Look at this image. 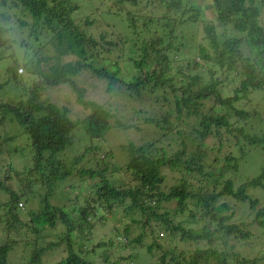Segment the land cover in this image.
Here are the masks:
<instances>
[{"label":"trees","instance_id":"obj_1","mask_svg":"<svg viewBox=\"0 0 264 264\" xmlns=\"http://www.w3.org/2000/svg\"><path fill=\"white\" fill-rule=\"evenodd\" d=\"M106 1L89 0L85 15L84 0H0V64L8 63L0 79V264L24 229L35 234L25 242L33 246L28 264H44L59 246L67 254L55 264H94L91 253L131 263L141 249L152 254L146 264L259 263L264 241L255 256L244 246L264 235V0H211L217 22L193 0H117L97 19L111 25L106 16L119 15L129 30L97 35L88 26ZM195 24L196 36L185 33ZM20 68L31 73L27 82ZM84 70L105 80L109 96L124 91L151 108L143 122L150 136L118 143L120 163L94 142L112 127L140 130L141 121L127 125L106 102L87 100ZM11 83L15 95L3 98ZM64 83L92 108L81 120L92 141L65 163L54 155L72 145L77 124L68 106L43 95ZM253 151L262 152L259 170L238 183ZM75 173L93 181L88 195H76L73 209L51 204ZM34 184L46 193L29 223L22 207ZM99 221L112 223L111 235L93 241ZM58 224L57 239L42 243L41 227Z\"/></svg>","mask_w":264,"mask_h":264},{"label":"rangeland","instance_id":"obj_2","mask_svg":"<svg viewBox=\"0 0 264 264\" xmlns=\"http://www.w3.org/2000/svg\"><path fill=\"white\" fill-rule=\"evenodd\" d=\"M99 0H94L95 3H97ZM86 6H82V10L79 11V13L88 15L91 14L92 10H89L88 8H91V4L89 3V0H84ZM193 2L201 7L202 12V18L206 20H210L212 22H217V16L215 12L213 11L211 7V0H193ZM112 4L121 5L117 2V0H107L106 4H101L100 9L98 13L96 14V21L88 26V31L90 32H95L97 35H99L101 32H108V33H124L125 31L129 30L128 24H125L124 21L122 20L119 15H113V14H108L106 18L109 20V23L111 25H107L106 23H102V21H99L97 19V16H99V13H104L107 10V7L109 8ZM115 7V6H114ZM124 11H126V6H124ZM118 16V17H117ZM198 25H191L190 27L186 28L185 33H190V36L192 34H195L198 32L197 30ZM182 32V29L180 30ZM217 31L221 32L222 27L220 26L219 22L217 23ZM48 47H45L43 51L47 53H51V47L50 45H47ZM53 50V49H52ZM7 62H3V65L0 64V79L5 78V74H2L4 72V67L7 66ZM4 66V67H3ZM129 67V65H127ZM84 70L82 74L79 75V80L82 86L87 88V93H86V99L87 100H94L97 102H106L107 106L111 108V110L116 113V116L123 121L125 124H136L140 123L141 124L139 127L141 128L136 129V128H130V129H125L124 127L117 128V127H112L106 134H105V140L104 141H98L95 140L94 143H98L103 150H107L109 148H113L116 152L117 159H115L113 162L119 161L122 162L123 157L122 154L120 153V150L117 149L118 143H124V141H128L130 139H133L135 141H143L144 138H146L150 134H146L147 128L144 126L143 122L146 116L149 115L151 112V108L149 104L140 102V101H135L127 97V95L124 93V91H118L116 94H113L112 96H109L108 94L105 93V86L106 82L105 80H98L97 78H93L89 76L90 74L89 71ZM20 73H24L23 75L20 76V80L27 82L28 79L32 77L31 73H28L22 68L19 69ZM14 87L13 84L11 83L10 86L7 88V93L3 89L1 91L2 97H6L7 95H12L14 96ZM74 90L71 88V86L67 83L61 84L59 86L55 87H49L44 91L43 95L48 96L51 98V100L59 101L60 104L66 105L70 108V117L75 120L76 122V128L74 131L73 135V142L70 147H68L65 151L57 153L54 155V157L57 160H61L63 163L71 161V159L77 155L80 154L86 145H89L91 143L90 136L88 132L86 131V128L84 125L81 123V120L85 118L91 111V107H87L77 101V94L73 92ZM17 94V93H16ZM141 109L146 110L145 112L139 113ZM139 113V114H138ZM14 129L15 131L20 130V127L18 125H12L8 129L11 130ZM26 137V138H25ZM21 139L27 140L26 135H22L20 137ZM26 146V152L29 151V146ZM250 162L253 163L252 165H246L242 166V169L236 176V181L238 183L240 178L244 179L248 175H254L255 173L258 172L259 170V164L261 163L262 160V152L256 153L255 151L252 152L250 158ZM22 162V161H21ZM246 164V163H243ZM120 175L118 173L113 174V178L115 180H119ZM93 181L88 179H81L80 176L77 175V173L73 174L69 178H65L56 187L55 191L53 192V195L50 196V201L51 204L65 207L67 206L70 209L72 208V205L75 204L76 200H74L76 195H80L81 199L84 195H88V192L90 191L91 183ZM33 193L28 197L29 201L24 203V207L22 209L24 212L22 213V217L26 222L31 223L32 220L29 216V211L30 210H36L40 206V200L42 199V196L45 195L46 191L44 188L41 186L33 185ZM257 193V192H255ZM261 193V192H259ZM259 193L257 195H259ZM7 194L4 193L0 189V199H6ZM112 221L115 223L117 220L116 219H121L120 215L117 216H112ZM96 230L93 232V241H97V238L99 237H105L106 239L109 238L111 235V229H112V223L109 221H99L96 222ZM63 227L62 224H58V226L52 230L48 229V225H43L41 229L45 231V236L44 239L41 240L42 243L44 242H50L53 240L57 239L56 234L60 233V228ZM64 228V227H63ZM259 237H257V240L253 245H247L244 246V250H248L249 252L251 251L252 256H255L258 253V250L260 247L262 248L263 246V241H264V235L259 232L258 233ZM2 236V232L0 231V237ZM35 238V234L27 232L25 229L21 231V236L20 240L22 241L14 251H12L9 259L8 264H28L30 262V256L32 252V247L31 245H25V242H29L30 240L33 241ZM76 241H78V238H76ZM146 241L150 243V238H146ZM65 244L63 245L64 248ZM124 252V251H123ZM134 252L137 253V256L133 261L130 263L129 260H124L123 264H146L152 259V254L148 252L147 249L144 250H135ZM64 253V254H62ZM67 254V250L63 251L62 246H59L58 248H52L50 251H47L42 259L41 263L44 262V264H55L58 263L59 260L63 259V255ZM261 254V253H260ZM89 261H92L94 264H110V261L105 263L103 261V256L100 255V253H97L95 256L89 254L87 257ZM257 264H264V260H261Z\"/></svg>","mask_w":264,"mask_h":264}]
</instances>
